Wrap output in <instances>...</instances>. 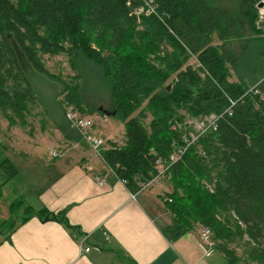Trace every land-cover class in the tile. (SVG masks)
<instances>
[{"label": "trees", "instance_id": "16d2710c", "mask_svg": "<svg viewBox=\"0 0 264 264\" xmlns=\"http://www.w3.org/2000/svg\"><path fill=\"white\" fill-rule=\"evenodd\" d=\"M260 1L238 0L235 15L209 0H152L154 14L137 20L130 13L141 0H0V115L27 129L38 100L27 70L51 76L44 56L64 54L75 75L63 87V100L82 114L103 116L98 107L83 105L77 80V58H91L107 81L111 117L124 124L120 146L108 140L111 147L101 156L133 193L156 174L155 159L184 145L173 139L179 112L213 115L215 129L206 122L168 169L173 190L165 203L172 221L162 233L172 242L194 226L199 238L206 227L212 241L206 245L226 264H264V76L252 89L240 74L238 82L227 79L228 67L238 72L250 47L260 44L264 54V31L256 30L264 23ZM238 16L260 36L244 38ZM189 54L196 66L179 71ZM157 57L167 61L164 70L153 64ZM175 71L176 84L162 91ZM4 171L9 178L16 172L9 165ZM36 215L66 223L63 212Z\"/></svg>", "mask_w": 264, "mask_h": 264}, {"label": "crops", "instance_id": "0c3cea01", "mask_svg": "<svg viewBox=\"0 0 264 264\" xmlns=\"http://www.w3.org/2000/svg\"><path fill=\"white\" fill-rule=\"evenodd\" d=\"M92 115L101 122L100 134L110 133L108 140L120 141L113 137L114 118ZM11 133L0 142V155L6 154L0 160V189L19 177L20 192L25 193L14 189L12 201L0 198V264H226L214 246L199 241L197 227L172 242L163 235L172 221L165 203L173 190L169 182L131 197L133 192L68 124L52 122L38 134L23 128ZM43 140L65 157L49 169L48 182H27L25 169L35 166ZM4 165L15 169L12 177L3 174ZM97 176L103 177V184L95 180ZM41 210L63 212L66 223L42 220L36 215ZM7 224L12 227L7 229ZM71 229L88 235V252L79 249Z\"/></svg>", "mask_w": 264, "mask_h": 264}, {"label": "rangeland", "instance_id": "374dc122", "mask_svg": "<svg viewBox=\"0 0 264 264\" xmlns=\"http://www.w3.org/2000/svg\"><path fill=\"white\" fill-rule=\"evenodd\" d=\"M209 2L212 4L216 3L220 5L222 8L230 10L233 14L237 15L238 0H209ZM260 3H262V7L259 8L257 7L258 18L260 21H264V0H261ZM237 19L240 28L239 32L240 34H242L244 38L251 39L256 37V35L260 36L259 33L252 32L250 30V27L247 25V22L243 18L238 16ZM261 29L264 31V23L261 25H257L256 30L261 31ZM212 44L215 45L219 43L216 39H214L212 41ZM259 46L261 45L255 44L254 46L250 47V52L244 55V59L242 57V67L239 66L238 72H235L234 70L228 67L227 79L229 82H238L239 74L240 77L244 79L242 81L248 84L249 89H252L260 82V80L264 76V54L258 53L257 49ZM261 50H263L262 47ZM161 52H165V51L162 49ZM166 62L167 61H163L159 57H157L154 60L153 64L164 70L168 66ZM43 63L45 65L46 70L49 72L51 76L40 75L36 71H34L31 67H29V69L27 70L28 80L30 81L31 85H33V88L35 89V93L38 99L37 105L32 109L33 116H29L27 118L29 124L27 126V129H32V131L31 130L29 131L32 134L33 133L38 134L41 133L42 131L44 132V129H46V125L52 124V122L54 125L56 124L67 125V123L65 124V122L67 121L64 120L62 114L63 113L62 106H61L63 104L62 102L64 101L63 99L65 95V90L63 87L67 83H69L71 79H73V76L75 75L74 71L72 70L69 64L68 56L64 54L55 55L52 57L44 56ZM77 64L79 67V79L77 80L80 85V94L84 103L83 105L92 108L98 107L107 112H112L113 101L109 92L107 81L103 77L102 69L100 68V66L97 65L91 58L84 56V54L77 58ZM196 64H197L196 57L192 54H189V57H187V59L182 63V68H180L179 71L184 70V68L188 65L196 66ZM171 74L172 75L169 77L168 81L163 85L164 88L162 89V91H164V89L170 90V87L176 84L178 71H175ZM185 80H184V84L189 86V82ZM34 114L37 115L34 116ZM179 115L182 118L179 127L185 129L191 126L190 128L192 130L193 129L196 130V125L201 122L202 118L206 119L208 117V116H206V118L205 116L192 117L186 113L184 114V112H179ZM87 116H89L92 123V128L90 132H92L94 136L101 138L104 142H107L108 140L107 136L110 135V133L100 134L98 132V128L100 127L101 122L95 120V118H93V115H87ZM149 121H150V117H147L146 119L143 120L145 125H147ZM42 122L43 125H40ZM110 122H112L114 126L113 137H116L117 140H120L118 141V143H122L121 140H123L122 135L124 134L123 132L124 124L120 121H116L115 119L114 120L112 119ZM15 123L11 124L6 118L0 115V142H5L6 139L10 137L9 134H12L11 132H13L14 128L20 131L22 130V127ZM27 129L24 130L26 131ZM37 147H38L37 153L39 155V159H36L35 161V166H34L35 169L34 167H30L27 170L25 169L26 172L24 175V180L27 182H32L33 180L39 179L41 183L42 182L46 183L49 181L46 179L47 177L46 174H48L47 172L49 171V169H52L53 164L63 160L65 156L63 154V155H59L56 158H53L49 152V150L52 149V146L48 143H44V140L40 142L39 146ZM3 154L6 155L5 153ZM3 154L0 155V160L3 157ZM3 174L5 176H8V174L5 171L3 172ZM20 179L21 178L17 177L15 181L14 180L8 181V183H6L5 188L0 189V198L9 202L12 201L16 197L14 189H16V192L17 191L20 192L22 186ZM167 183L168 180L163 179L160 184L155 185L154 187H152V189L156 190L157 188H162L163 186H165V184L167 185ZM6 192L7 195H5ZM20 193H25V191H21ZM177 193L183 197H189L190 195L185 191L183 193H180L177 190ZM170 200L171 199L167 200V202H169ZM25 202H26V198H25Z\"/></svg>", "mask_w": 264, "mask_h": 264}, {"label": "built area", "instance_id": "2783aa9c", "mask_svg": "<svg viewBox=\"0 0 264 264\" xmlns=\"http://www.w3.org/2000/svg\"><path fill=\"white\" fill-rule=\"evenodd\" d=\"M141 1L142 4H140L138 7H135L130 13L131 15L135 16L137 20L142 15L148 16L154 14L155 12L154 11L155 6L152 0H141ZM129 2L130 1H128V3ZM64 103L68 104V112H67V120H66L67 124L71 128L80 132L81 136L84 138L86 144L91 148L96 158L104 162L101 153L102 151L111 147L108 144V141L104 142L101 138L94 136L93 133L90 132L92 128V123H91V119L89 118V116H87V114L80 113L79 110H77V108H75L73 105L69 104L68 102L63 101V104ZM214 119L215 117L213 115H209L206 119H204L203 121H201L199 124L196 125V130L194 131H190L187 128L185 129L182 128L183 130H182V134L180 132L181 135L180 138L183 139L184 145H179L175 147V149L164 158L155 159L154 167L156 168V174H154L147 182L141 184L139 191L150 189L153 186L160 184V182H162L163 179H168L169 178L168 169L170 165L181 158L185 150V147L188 146L197 138V134H201L206 130L205 128L206 122H207V126H210L211 128L215 129ZM179 128L180 127H176L174 129L176 131H179L178 130ZM116 145L117 147H119L120 143H117ZM50 154L53 158H56L59 156V151L51 150ZM107 169L113 173V170L111 168L107 167ZM95 180L99 184L104 183V179L102 176H97ZM121 182L125 185L124 181ZM134 193L131 194V197L134 196ZM166 200H169V198H167ZM71 235L78 242V246L80 250H83L84 252H88L90 250V247L87 246V238H88L87 234L82 233L80 235H76V234H71ZM210 236H211V232L209 228L202 227L199 230V239L201 243L207 244L209 246L212 245ZM105 238L106 239L108 238L106 234H105Z\"/></svg>", "mask_w": 264, "mask_h": 264}, {"label": "water", "instance_id": "95a60500", "mask_svg": "<svg viewBox=\"0 0 264 264\" xmlns=\"http://www.w3.org/2000/svg\"><path fill=\"white\" fill-rule=\"evenodd\" d=\"M257 7L259 8V7H262V3H258L257 4ZM99 110L101 111V113L103 114V115H105V116H107V117H111V116H113L114 115V111H112V112H107V111H105V110H103V109H101V108H99ZM181 137V135H180V132H174L173 133V139L175 140V141H177V142H179V138Z\"/></svg>", "mask_w": 264, "mask_h": 264}, {"label": "bare ground", "instance_id": "6f19581e", "mask_svg": "<svg viewBox=\"0 0 264 264\" xmlns=\"http://www.w3.org/2000/svg\"><path fill=\"white\" fill-rule=\"evenodd\" d=\"M62 111H63V117L65 119V121L67 120V112H68V104L67 103H64L63 106H62ZM206 118V117H205ZM184 124V123H183ZM196 124V123H195ZM182 126V125H181ZM194 126V125H193ZM191 127V126H190ZM72 129V128H71ZM191 129V128H190ZM194 130V129H193ZM76 131V130H75ZM79 132V131H78ZM182 132V131H181ZM79 136H81L79 134ZM139 186V185H138ZM137 191V190H136ZM166 198V197H164ZM165 201L167 202V200L165 199ZM213 247V246H212Z\"/></svg>", "mask_w": 264, "mask_h": 264}]
</instances>
